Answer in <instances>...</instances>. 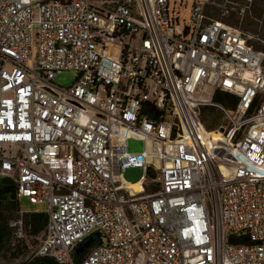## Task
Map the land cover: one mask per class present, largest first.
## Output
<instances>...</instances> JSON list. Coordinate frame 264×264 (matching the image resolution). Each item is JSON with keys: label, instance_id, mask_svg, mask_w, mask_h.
I'll return each mask as SVG.
<instances>
[{"label": "built area", "instance_id": "1", "mask_svg": "<svg viewBox=\"0 0 264 264\" xmlns=\"http://www.w3.org/2000/svg\"><path fill=\"white\" fill-rule=\"evenodd\" d=\"M211 3L193 0L181 29L170 0H0V176L46 203L27 259L264 264V38ZM69 69L75 82L56 84ZM205 106L224 114L214 129Z\"/></svg>", "mask_w": 264, "mask_h": 264}, {"label": "rangeland", "instance_id": "2", "mask_svg": "<svg viewBox=\"0 0 264 264\" xmlns=\"http://www.w3.org/2000/svg\"><path fill=\"white\" fill-rule=\"evenodd\" d=\"M231 3H228L229 13L227 15H223L222 12L224 7L221 5L225 2V0H212L210 5L209 14L215 18H223L224 20L240 25V27L250 33H259L261 37L264 38V0H256L250 6L249 9L244 13V15H240L238 13V9L241 5L246 3V0H231ZM193 5V0H170L171 11L175 10L177 14L175 18H178V23L181 29H184L186 25L191 24V9ZM172 17L173 14L171 13ZM177 24V22H176ZM253 43L255 45L258 43L253 39ZM37 49V42H34V53ZM78 75V72L74 69L63 70L58 73L55 77V83L64 87L71 86ZM223 115L221 111L211 112L206 110L202 115V122L206 125L207 123H215L216 127L219 123H221L223 119ZM207 127V125H206ZM207 129H211L208 128ZM127 149L129 152H141L144 150V142L140 139L129 138L127 141ZM145 175V170L140 167H128L123 171V177L125 180L129 182H137ZM3 183V178L0 176V185ZM155 188L154 184H151L148 187L147 191ZM19 208L22 212H44L46 210L45 202H31L27 197L21 196L19 197ZM24 229L26 230V236L17 241L15 244L25 245V242L28 239H32L31 233L26 227L25 223ZM29 252L27 247L23 249L19 255L16 257H12L10 252H6L2 257H0V264H19L20 262L26 260L28 258Z\"/></svg>", "mask_w": 264, "mask_h": 264}, {"label": "trees", "instance_id": "3", "mask_svg": "<svg viewBox=\"0 0 264 264\" xmlns=\"http://www.w3.org/2000/svg\"><path fill=\"white\" fill-rule=\"evenodd\" d=\"M257 45V44H256ZM232 98L228 93L217 91L215 94V101L222 102L227 106H231ZM234 100V99H233ZM209 110L211 112H218L219 109L215 106H205L203 113ZM208 128L214 129L215 123H207ZM22 217L23 222L28 228L29 232L36 235L42 232L47 223V215L44 212H22L19 208L17 197V188L10 179H3L0 185V257L6 252H10L12 257H16L26 247L25 245H13L14 227L10 225V221ZM83 253L76 255V262H80ZM19 264H59L50 257H36L32 260L26 259Z\"/></svg>", "mask_w": 264, "mask_h": 264}, {"label": "water", "instance_id": "4", "mask_svg": "<svg viewBox=\"0 0 264 264\" xmlns=\"http://www.w3.org/2000/svg\"><path fill=\"white\" fill-rule=\"evenodd\" d=\"M148 172L150 175L154 176V172L151 168L148 169ZM93 242V238L92 237H88L87 239H85L84 241H82L77 247H76V252L80 253L82 251H84L85 248H88L91 243Z\"/></svg>", "mask_w": 264, "mask_h": 264}, {"label": "bare ground", "instance_id": "5", "mask_svg": "<svg viewBox=\"0 0 264 264\" xmlns=\"http://www.w3.org/2000/svg\"><path fill=\"white\" fill-rule=\"evenodd\" d=\"M128 187L132 188L134 191L142 190L141 185L139 182H128Z\"/></svg>", "mask_w": 264, "mask_h": 264}]
</instances>
